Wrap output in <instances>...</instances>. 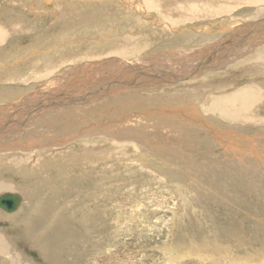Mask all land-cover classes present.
I'll return each mask as SVG.
<instances>
[{
  "label": "rangeland",
  "instance_id": "1",
  "mask_svg": "<svg viewBox=\"0 0 264 264\" xmlns=\"http://www.w3.org/2000/svg\"><path fill=\"white\" fill-rule=\"evenodd\" d=\"M38 1L31 0L34 9L28 12L23 0H0V61H3L0 66V78H15V82L5 83L7 86L11 85L12 90L16 88L13 87L16 84L23 89H27L25 86L27 84L28 89L32 90L34 86L39 85L37 89L45 93H53L63 87L69 88V80L65 78H60L58 81L50 80L54 76L68 74L64 72L66 70H63L62 66L55 71V75L52 74V77L48 78L49 81L43 80V75L47 72L46 68L53 67L59 58H63L64 62L78 58L75 62L78 63L76 67H79L81 57L87 59L86 55L89 53L94 57L111 52L107 55L114 56L121 53L145 57L147 61L142 64L153 65L157 61L165 62L167 58L182 59L180 50L186 48L195 52L200 48L198 45L212 43L215 38L219 39L228 34L226 30L236 28L235 24L240 26L245 22L264 20V11L260 13L256 11V8L262 5L261 2L257 3V0H150L153 5L143 6L146 9L138 8L139 15L135 13L137 8L135 4L132 8L126 5L120 6V2L117 5V1L112 3L107 0H104L105 2L93 0L92 6H81L82 2L76 0V4L70 2V11L68 13L63 11V16H53L49 13L47 7L53 6L51 2L46 9L43 8L41 0ZM140 1L146 3V0ZM54 2L57 5L62 0H54ZM192 12L195 17L190 16L191 19L189 15ZM185 14L188 18L184 16ZM63 17H68L67 22ZM153 19L158 22L152 21ZM175 25L178 27L176 28ZM232 25L234 26L231 28ZM15 26L19 30L7 34L8 28L12 29ZM163 27H168L170 32ZM36 56L41 60L35 75L38 80H33V77L25 82L27 73L25 66H28L30 60L33 61V57ZM20 63L25 65L22 66ZM231 65L232 63L229 62L224 68L215 72L224 73ZM85 70H83L84 74H87L94 69L85 68ZM5 73H8V76L4 75ZM39 75L42 76L41 80ZM80 78L75 80L78 81ZM98 78L94 84L101 82ZM107 78L105 81L111 82ZM249 83L252 82L247 80L240 88L250 86L254 89L252 90L254 94L260 92L259 94L264 95V90H256V87ZM2 84H0V101L4 103L2 99L10 98L13 94L9 86ZM95 87L96 85H89L87 90L83 91L87 93ZM148 88L150 89L149 92L145 91L146 94L151 96V100H158L156 94L159 93V89L152 86ZM233 90L223 95L231 94ZM27 92L29 93V90L24 93ZM113 92H117L116 89ZM19 93L18 91L14 94V100L6 99L4 104L16 102L18 99L20 101ZM110 97L113 98L115 95ZM141 105L144 103L137 106ZM188 105L189 103H183L179 107H170L161 103L159 107L163 108L165 113L146 112L143 109L139 112V107L137 109L139 114L135 109L128 112L121 111L122 115L129 113L131 118L138 115L165 114L164 118L168 124L177 127H183L185 124L193 127V124H198L204 127L157 129V131L141 129L142 132L136 129L141 139L128 133L130 129H124L120 132L121 135L118 134L124 136L121 137L123 140L118 145L114 140L110 142L113 137L109 136L117 129H110L112 132L103 136L104 147L108 152L114 151L103 157L102 167L89 166L90 163L82 159L66 161L65 157L59 156L52 162L54 165L50 164L48 168L46 165L44 168L26 166L24 169L30 170V174L28 178L24 177L25 179L11 173V170H0L2 175L0 178L13 181L16 187L6 193H21L24 198L21 203L23 212L31 214L29 215L31 218L28 219L32 230H26L27 226L22 221L24 219L20 217L21 215L12 220L5 219L3 215L6 213L0 209L3 212L0 213V231L8 234L12 248L30 264H204L209 262L201 260L197 252V255L193 253L196 250L193 246L208 245L209 247L204 246V249L207 248L206 253H209V248L212 246L210 252L214 254V258H218L213 259L219 260V263L216 261L217 264H240L239 261L244 256L251 257L250 263L247 264H257L264 258V126L257 125L260 124L258 122L257 126H242L237 122L236 125L234 124L235 127H229L222 119L216 123L217 121L214 122L209 115L206 116L200 106L197 107L200 104ZM86 107L87 104H84L81 110H89V106ZM91 108L94 109L95 106ZM13 110L10 108L9 111L1 112L0 120L5 118L7 113H13ZM112 112L115 115H110L109 118L112 119H107L108 122H114L118 118V113L116 114L115 111H110L109 114ZM260 113L261 117H264V107ZM90 118L88 123H95L94 118ZM52 119L47 117L46 113L30 118L18 128L26 131L29 136L24 137V140L19 138L20 140L17 141L33 138L28 129H62L64 123L69 124L76 120L70 115ZM46 120L51 122L50 128L46 126ZM102 121L105 126L107 121L105 119ZM147 131H150L149 135ZM35 132L40 133L39 130H34V135ZM154 134L157 137H153ZM37 137L40 136H35L33 139L37 140ZM146 137L155 140L144 143ZM220 139L224 142L219 144ZM228 142L233 146L235 153H231ZM110 145L115 147L110 148ZM225 149H230L228 150L230 152ZM247 150L251 153L250 156ZM247 165L251 168L248 169L250 171L247 170ZM201 169L204 171L202 172ZM18 189L22 192L17 191ZM3 193L5 192L0 191V195ZM33 207L37 212L36 215ZM41 214L44 217L49 215L48 223L51 226L39 224L37 217ZM42 227L47 228L41 235L38 231ZM44 235L46 248L41 249L42 246L35 242H39L40 237ZM200 255L205 256V254ZM255 255H259V258ZM170 258L175 262H169ZM227 258H230L228 259L230 263L227 262Z\"/></svg>",
  "mask_w": 264,
  "mask_h": 264
},
{
  "label": "bare ground",
  "instance_id": "2",
  "mask_svg": "<svg viewBox=\"0 0 264 264\" xmlns=\"http://www.w3.org/2000/svg\"><path fill=\"white\" fill-rule=\"evenodd\" d=\"M23 1H25V3H26L25 6H26V10L28 12L31 11V9H34V7H33L34 4L32 5L31 0H23ZM34 1L39 2L38 0H34ZM80 1L82 2L81 6H90V5L92 6L91 1H93V0H80ZM100 1H104V0H100ZM107 1H110V2L117 1V5H118V2H120L121 3L120 6L126 5V6L132 7V8H133V4H135V6L137 8L135 7L136 9L135 8L134 9H135V13L137 15H139L138 8L142 7V8L146 9V7H143V6L153 5L152 2H149L150 0H146V3H144L140 0H107ZM40 2L43 3V4L41 3L43 5V8H46V6H49L50 2L53 4V6L51 5V8H49V7H47L48 9L46 8L49 11V13H51L53 16H58V15L63 16V11H66L67 13L70 11V2H71V4L72 3L76 4V0H62V2H60L57 5L54 2V0H41ZM259 2H261L262 5L259 4L260 6L258 8H256V11L258 13L264 11V0H257V3H259ZM112 3H114V2H112ZM112 3H109V4H112ZM176 7H178V6H176ZM117 10H119V9H117ZM25 11H23V12H25ZM146 11L148 13V10H146ZM32 12H33V10H32ZM116 12H119V11H116ZM182 12H179V13L181 14ZM60 13H62V14H60ZM193 13L194 12L190 13L189 18L192 19V17H190V16L195 17L193 15ZM140 16H142V15H140ZM184 16H186V14ZM202 16H204V15H202ZM63 18H64V21L67 22L68 17H63ZM226 18H228V17H226ZM155 20L153 19L152 21H155ZM165 21H168V20H165ZM156 22H158V21L156 20ZM156 22H155V24H156ZM179 23L177 24L178 26H179ZM219 23H220V21H219ZM161 25H163V24H161ZM177 25H175L176 28L178 27ZM233 26L234 25H232L231 28ZM235 26H237L236 28L234 27L235 29L233 28V29L226 30V32H228V34H225V36H221V37H219V39L215 38L214 42H212V43L206 42V44L198 45L200 48L195 50V52L192 48H190V49H192L193 51L186 49V48L180 50L182 55H183L182 59H179L180 57H178V60L172 59V58H169V59L167 58V61H165V60H164L165 62L157 61L155 64L153 63V65L142 64V63H145L147 61V58H145V57H138L137 55H136V57L135 56H129V54L123 55L121 53H120L121 55L115 54L114 56H112V54L107 55V53H111V52H106L105 50L104 51L106 53L104 55H98V56H94V57L90 56V53L89 54L87 53L88 54V55H86L87 59H84L81 57L80 60H82V61H80L81 66H79V67H76L78 63L75 62L78 60V58H72V59H69V61L66 60L65 62H64L63 58L62 59L59 58V60L57 61L56 64L53 65V67L46 68L47 72L45 73V75H43V77H44L43 80L45 81V80H48V78H51L52 74H54L55 71L59 70L60 66H62L63 70L65 69L67 71V72L66 71H64V72L68 73V74L67 75L61 74V75H58L57 77L54 76V78L52 77L50 80H54V81L57 80L58 81L60 78H65V79L69 80L70 86H69V88L63 87V88H61V90L56 88L57 90L54 91L53 93L50 92L51 91L50 89H49L50 93H45L42 90L39 91L37 89V87L39 85L34 86V88H33L34 90L28 89L27 84L25 85L27 87V89H23L22 86L16 84L15 86H13L14 88L16 87L14 89L15 90L14 91L11 89V85L8 84L9 87L6 85L7 84L6 82H15V78H8V79L0 78V84L4 83L2 85H4V86L6 85V87L10 88V92L13 94V96L10 98L2 99V101H4V103H5L6 99L7 100L9 99V101L14 100L13 99L14 94L18 93V91L20 92L18 94V96L19 97L21 96L20 101L18 99L16 102H13V103L8 102V103L4 104L3 102L0 101V113L6 112V110L9 111L10 108L12 110L14 109L13 113H10V112L7 113L5 118L0 120V170H2V171H10L11 170L12 171L11 173H15V174L21 176V178L22 177L28 178V175L30 174V170L24 169L26 166H29V165L32 167L43 166V168H44V165H46V167L48 165L50 166V164L54 165V163H52V162L55 161L56 157L59 158V156L60 157L63 156L62 158L65 157L66 161L69 159H72V160L73 159H82L85 162H89L90 163L89 166L94 165V166L102 167L101 165H103V164H101V163H102V160L104 159L103 157H106V155H108L107 153L114 151V150H112V151L109 150L110 152H108V151H106V149L104 147L105 140H104L103 136L107 135L108 132L111 133L112 130H110V129H117V131L115 130L114 134H110L109 136H111L110 138L113 137V139H111L110 142H112L114 140L116 142V144L118 145L119 143L122 142L121 140H123L122 138L124 136L123 137L120 136L121 135L120 132L124 131V129H130V130H128L129 132L127 131L128 133H130L132 136H134L136 138L141 139L142 137L139 136V133L137 132L136 129H139V130H141V129H155V131H157V129H170V128L171 129H186V128L194 129L196 127H199V128L204 127L201 125L198 126V124H193L192 125L193 127H191V125L188 126L186 124L183 125V127L182 126L177 127V126L171 125V123L168 124L166 122V119L164 118L165 114L164 115L147 114L144 116L138 115L135 118H131L129 113L127 115L121 114V111H124V110H126V112H128V110L133 111V109H135V111L138 112V110H137L138 107H139V112H142L140 109H143V110H146V112H152V113L163 112V113H165V111H163L164 109L159 107V105L161 103L163 105H167L170 107H179L183 103H189L190 106L192 104H193L192 106L200 104L197 107L200 106L199 108L201 110H203V112H205L206 116L209 115V118H212V120L214 122L217 121L216 123H218V120L222 119L223 123L229 127H232V126L235 127V125H236L235 123H237V122H240L241 124L239 123V125H242V126H257V125L264 126V117H261L262 115L260 113L262 107H264V95H262V93L259 94L260 92H258V93L256 92L257 94H254L252 91L254 89L250 88V86H248V88H247V86H245V88H240L242 83H244L248 80V81L252 82L249 84H251L253 87L255 86L256 90H259V91L264 90V20L258 19V20H255L254 22H251V21L247 22V23L245 22L240 26L235 24ZM171 27H172V25H171ZM180 27H181V29H183L182 25ZM163 28L164 29L167 28L169 30L168 27H163ZM216 28H214V29H216ZM17 30H19V29H18V27L16 28V26L12 29L8 28L7 34H8V32H15ZM160 30H161V28H160ZM188 30H190V29H188ZM172 31H176V30H172ZM177 31L179 32V30H177ZM169 32H170V30H169ZM226 32H224V33H226ZM206 33H207V31H206ZM102 35H104V34H102ZM62 37H63V35H62ZM62 37H60V38H62ZM85 41H87V43L89 42V40H85ZM186 42H188V40ZM162 46H164V45H162ZM198 46H196V48ZM176 52L178 53L179 51H176ZM54 54H55V52H54ZM102 54H103V52H102ZM33 58H34L33 61L30 60L31 62L28 63V66L27 65L25 66L26 67L25 71L27 72L25 82H28L33 77H34L33 80H38V78H36L35 75H37V69H38L37 67H38V64L41 62V60H40V58H38V56L33 57ZM92 59H93V61H91ZM9 60H11V59H9ZM88 60H90V61H88ZM44 61H47V60L44 59ZM62 62H64V63H62ZM66 62H68V63L66 64ZM229 62L232 63V65L230 67H228L226 72H224V73L223 72L222 73L215 72L216 70L224 68V66ZM2 64H3V61L0 63V66ZM20 65H22V64L20 63ZM24 65H22V66H24ZM14 66H16V65H14ZM10 67H12V66H10ZM85 68L86 69L87 68H93L94 70L92 72L90 71L87 74H84L86 71ZM83 70H85V71H83ZM3 72H4V70H3ZM28 74H31V75L28 76ZM4 75L8 76V73H5ZM80 76H82V77L80 78ZM38 77H40L39 80L42 79L41 75H39ZM106 77H108L111 80V82L105 81ZM76 78H80V79L78 81H76L77 80ZM97 78L101 79V82L100 83L98 82V84L97 83L94 84V81H96ZM108 78H107V80H108ZM72 80H74V81H72ZM63 84H64V82H63ZM145 84H147V85H145ZM89 85H96V87H95V89L90 90V91L88 90V92L86 91L87 93H85L83 90H85L87 87H89ZM71 86H73V87L71 88ZM150 86L155 87V89H159V91H158L159 93H157L158 95L156 94V97H159L158 100H151V98H150L151 96L146 94V92H149L150 88H148V87H150ZM160 86H163V88H159ZM115 89L117 92H113V90L115 91ZM28 90H29V93L28 92H27V94L24 93ZM229 90H231V91L233 90V92L231 94L227 93V95H223L225 92H229ZM110 95H115V97L111 98ZM134 100H135V102H133ZM117 101H119L118 102L119 105H117L118 103L116 104ZM120 102H123L125 104H122ZM126 102H130V104H126ZM78 103L80 105H78ZM140 103H144V105L137 106ZM84 104H87V107L89 106V110L88 109L81 110V107H83ZM6 105H8V106H6ZM93 106H95L94 109L91 108ZM52 109H56V110L53 111ZM170 110H172V109H170ZM14 111H17V112L14 113ZM47 111H49L50 114H48L49 112H47ZM110 111H115L116 114L118 113L117 114L118 118L115 121L111 120L114 122H108V120H107V119H112V118H109L110 115H112V114L115 115L114 112L109 114ZM139 112H138V114H139ZM170 112H172V111H170ZM41 113H46L47 117L49 116L50 119L56 118L58 116L66 117V116L70 115V117H73L76 120L69 122V124L64 123L62 125V129H55V128L54 129H28V132L33 135V138L35 136H38V135L41 138L37 137V140L36 139L34 140L33 138H28V139L25 138V139H27V141H22V140L17 141L19 138L24 140V137L29 136V134L26 131H22V129H18V128H20V126L22 127V125L24 123H26V121H28L30 118L36 117L37 114H41ZM90 117L94 118L93 120L95 123H93V124L88 123V120L91 119ZM155 117H157L158 119ZM104 119L107 121L105 123V126H104V121H102ZM57 120H59V119H57ZM85 122H87L86 125L84 124ZM163 122H165L167 125H165ZM257 122L260 124L256 125ZM46 123H47L46 126H49V128H50V126L52 125L51 122L49 123V121L46 120ZM79 124H81V125H79ZM219 124H221V123H219ZM34 130L35 131L39 130L40 133L35 132L36 135H34ZM177 131H179V130H177ZM140 132H142V130ZM125 133L126 132H124V134ZM143 133H145V132H143ZM146 133L149 135L150 131H147ZM118 134H120V135H118ZM124 134H122V135H124ZM126 135H128V134H126ZM143 136H144V134H143ZM154 136H156V134H154L153 137ZM126 138L128 139V137H126ZM143 138H145V136ZM189 138L191 139V137H189ZM221 139L219 141V144H220V142L223 141ZM223 139H225V138H223ZM154 140L155 139L150 140V138H147L144 140L145 141L144 143H149V142L154 141ZM253 141H254V139H253ZM115 142H114V144H115ZM188 143H190V142H188ZM228 144H229L228 148L230 147V149L232 151L231 153H235L233 150V146L229 142H228ZM191 145H192V143H191ZM227 145H226V148H227ZM113 147H115V146H113ZM113 147L111 146L110 148H113ZM230 149H228V150H230ZM225 150H227V149H225ZM228 150H227V152L229 153L230 151H228ZM248 150H247V152H248ZM248 154L250 156L251 153L248 152ZM248 154L246 153V155H248ZM59 160L60 159H58V161ZM247 167H248V165H247ZM206 168H208V166ZM249 168L250 167H248L247 170ZM33 169H31V171ZM39 169H42V168H39ZM202 169H203V167H202ZM14 170H15V172H14ZM34 170L36 171V169H34ZM203 171L204 170H202V172ZM248 171H250V170H248ZM186 174H187V172H186ZM188 175H189V173H188ZM211 178L209 177V179H211ZM51 187H53V186H51ZM15 188L16 187L13 184V181L11 182L7 179H4L3 177L0 178V191H4L6 193V191L11 192V190L15 189ZM17 191H20V190L18 189ZM14 192H15V190H14ZM20 192H22V191H20ZM31 192H33V191H31ZM12 194L17 195L19 197V204L16 207V209L9 211V212L3 210L0 207V209L6 213L3 216H5L4 217L5 219L7 218L9 220L10 219L12 220V219L19 217L21 215L20 217H22V219H24V220H22V219L21 220L27 226L25 229L30 230L31 225H29L30 221L28 218H31L29 216L31 214H27L26 212H23V208H22L23 206L21 204L23 196L19 192H15ZM35 203H36V201H35ZM34 208L35 207H33V209ZM60 208H62V207H60ZM47 209H46V211H47ZM56 209H58V208H56ZM1 210H0V213L2 214L3 212H1ZM35 213H37V212L34 209V215H36ZM47 213H48V211H47ZM43 214H45V213L43 212ZM36 217H34V218H36ZM48 217H49V215H47V217L46 216L44 217L41 214L40 217H37V221L40 222V223L39 222L38 223L41 226L45 225L48 227V225H49ZM46 223H47V225H46ZM49 226H51V225H49ZM47 227H44V228L42 227L40 229V231L37 230L38 228L36 230L38 232H40V234L42 235L45 231L44 229ZM34 229L35 228H33V230ZM49 237H50V235H49ZM40 238L41 239L39 240V242H35V243L37 245L42 246L41 249L46 248V246H45V244H46L45 235L40 237ZM52 239H53V237H52ZM33 241H34V239H33ZM33 241L31 243H33ZM50 241H51V238H50ZM204 246L209 247L208 245H203V246L195 245V246H193V249H194V247H196L195 249L197 251L194 250L195 252H193V251L192 252L193 253L197 252L199 255L198 257L201 258V260H204V261L206 260L207 262H209V263H204V264H217V263H219V260H215V261L213 260V259H218V258L217 257L214 258L213 257L214 254L213 255L211 254L210 250H211L212 246H210V248H209L210 249L209 253H206L208 250H206L207 248L204 249ZM201 247H203V249H201ZM218 247H217V250H219ZM199 249H200V252H199ZM219 251L221 252V250H219ZM214 252H215V250H214ZM197 253H196V255H197ZM200 254H205V256L200 255ZM217 254H219V252H217ZM254 254H256V253H254ZM210 255H211V257H210ZM175 256L177 257V255H175ZM178 256H180V255H178ZM208 256L210 257L209 261H208V259H209ZM219 256H220V254H219ZM247 256H249V255H247ZM255 256L258 257L259 255H255ZM244 257H241L242 261L241 260L239 261L240 264L250 263L249 260L251 259V257L250 256L245 257V258ZM228 259H230V258H227V260ZM232 260L234 261V256H233ZM216 261H217V263H216ZM169 262H175V260H173V258H170ZM201 262H203V261H201ZM227 262H229V260ZM254 262H256V261L254 260ZM258 263L264 264V258L260 259L257 262V264ZM0 264H30L29 261L25 257H23L21 254L18 253V251H16L15 249L12 248L8 234L6 235L5 233H3L1 231H0Z\"/></svg>",
  "mask_w": 264,
  "mask_h": 264
},
{
  "label": "water",
  "instance_id": "3",
  "mask_svg": "<svg viewBox=\"0 0 264 264\" xmlns=\"http://www.w3.org/2000/svg\"><path fill=\"white\" fill-rule=\"evenodd\" d=\"M19 204V197L12 193H4L0 195V207L5 211L16 209Z\"/></svg>",
  "mask_w": 264,
  "mask_h": 264
}]
</instances>
